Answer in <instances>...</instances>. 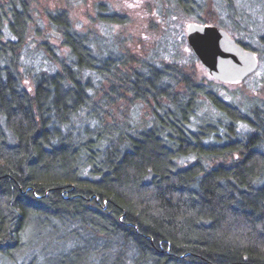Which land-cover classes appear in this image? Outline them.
<instances>
[{"label":"trees","instance_id":"trees-1","mask_svg":"<svg viewBox=\"0 0 264 264\" xmlns=\"http://www.w3.org/2000/svg\"><path fill=\"white\" fill-rule=\"evenodd\" d=\"M161 1L165 17L174 3L202 24L246 35L234 38L259 52L240 2L211 0V15L210 0ZM29 2L0 0V259L264 264V103L238 105L179 62L104 49L64 11L52 18L68 56L57 58L60 70L37 73L31 91L19 70ZM99 6L104 22L126 23ZM105 83L109 93L97 102ZM111 93L151 103V119L104 122ZM201 97L220 117L194 127ZM83 113L91 123L76 127ZM190 155L195 161L183 165Z\"/></svg>","mask_w":264,"mask_h":264},{"label":"rangeland","instance_id":"rangeland-1","mask_svg":"<svg viewBox=\"0 0 264 264\" xmlns=\"http://www.w3.org/2000/svg\"><path fill=\"white\" fill-rule=\"evenodd\" d=\"M212 1H209L211 15H216ZM244 9L246 34L251 35L250 41L257 47L256 53L259 59V68L246 80L241 82L226 83L216 80L207 71L190 48L187 38V26L190 23H201L196 17L188 16L174 3L166 6L161 0H30L29 10L32 15V24L29 35L21 50L20 73L23 84L33 91L35 75L46 71L60 70L61 65L57 58L65 59L69 48L63 43V32L53 21L52 15L66 12L72 27L78 32L88 35L91 40L99 36L103 38L104 49L112 48L114 52L135 54L139 58L152 59L162 63H175L183 67L196 81L204 84L212 83L226 99L234 101L238 105H247L258 102L264 103V0H236ZM100 4L107 5L111 11L125 16L126 23L111 24L100 19ZM130 4H139L138 7H128ZM246 10V12H245ZM207 16H210L208 11ZM202 24V23H201ZM215 25L214 23H207ZM217 26V25H216ZM226 29V28H225ZM231 36L244 38L246 35L233 33L226 29ZM58 35H57V34ZM95 42V41H93ZM109 45V46H108ZM51 48V50H49ZM138 66V64H136ZM94 78V77H93ZM98 83V78L92 79ZM100 83H98L99 85ZM104 91L96 95L100 102L104 93H109V85L104 84ZM102 86V85H100ZM112 100L111 105L103 102L101 110L104 122L117 123L123 121L138 123L141 127L144 121L151 119L152 105L145 100H136L132 95L121 98L115 93L107 94ZM197 109L192 118L193 126L200 123L216 121L220 117L218 113L204 97H201ZM88 120L86 113L81 117L74 118L75 126L82 125ZM91 123V122H90ZM86 123V124H90ZM93 123H95L93 121ZM91 126V125H90ZM83 128L81 126L78 130ZM182 164H190L195 161L194 155L183 156ZM0 264H8L0 259Z\"/></svg>","mask_w":264,"mask_h":264},{"label":"water","instance_id":"water-1","mask_svg":"<svg viewBox=\"0 0 264 264\" xmlns=\"http://www.w3.org/2000/svg\"><path fill=\"white\" fill-rule=\"evenodd\" d=\"M187 27L190 48L216 80L241 82L258 70L256 52L238 42L225 28L197 22Z\"/></svg>","mask_w":264,"mask_h":264},{"label":"snow or ice","instance_id":"snow-or-ice-1","mask_svg":"<svg viewBox=\"0 0 264 264\" xmlns=\"http://www.w3.org/2000/svg\"><path fill=\"white\" fill-rule=\"evenodd\" d=\"M139 6V4H130V5H128V7H138Z\"/></svg>","mask_w":264,"mask_h":264}]
</instances>
